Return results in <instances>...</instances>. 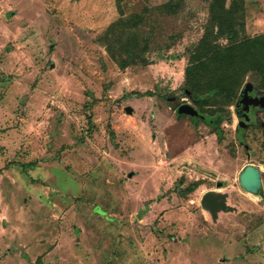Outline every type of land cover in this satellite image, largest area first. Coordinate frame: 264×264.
<instances>
[{
	"label": "rangeland",
	"instance_id": "1",
	"mask_svg": "<svg viewBox=\"0 0 264 264\" xmlns=\"http://www.w3.org/2000/svg\"><path fill=\"white\" fill-rule=\"evenodd\" d=\"M210 1L0 0V264H264V202L239 181L264 182V112L243 130L236 110L259 76L221 137L176 111ZM244 3L241 36L264 34V0ZM131 15L147 61L122 68L100 38ZM211 190L233 209L216 220Z\"/></svg>",
	"mask_w": 264,
	"mask_h": 264
},
{
	"label": "trees",
	"instance_id": "2",
	"mask_svg": "<svg viewBox=\"0 0 264 264\" xmlns=\"http://www.w3.org/2000/svg\"><path fill=\"white\" fill-rule=\"evenodd\" d=\"M121 4L124 0H116ZM211 0L207 26L203 37L190 52V65L186 69L187 89L192 93L200 114L222 136L221 125L225 107L232 105L249 73L259 76V86L264 89V34L241 36L244 30V0ZM176 4V3H175ZM174 3L167 6L174 7ZM138 15L118 20L108 27L101 41L108 54L120 67L127 68L147 61V45H141L131 30ZM137 25V24H136ZM225 39L226 43H220ZM149 93V92H147ZM146 93V94H147ZM215 103L210 109L204 105ZM199 183L189 187L194 190Z\"/></svg>",
	"mask_w": 264,
	"mask_h": 264
},
{
	"label": "water",
	"instance_id": "3",
	"mask_svg": "<svg viewBox=\"0 0 264 264\" xmlns=\"http://www.w3.org/2000/svg\"><path fill=\"white\" fill-rule=\"evenodd\" d=\"M53 50V46L51 47ZM52 66H54L52 64ZM246 89L242 93L241 97L237 101V114L239 117L245 115L244 111H248L250 107H264V98L251 100L248 97V91L254 87L253 83L248 82L246 85ZM188 95H192L189 90H186ZM128 113H132L133 109L131 107L126 108ZM178 114L186 115L190 117H201L202 119L205 116L201 115L199 110L196 109L192 104L185 103L178 107ZM247 122L243 121L240 123V129H245ZM239 181L241 187L251 195L256 198H259L262 202H264V182H263V171L261 167L256 166L254 164L246 165L241 173L239 174ZM223 183L219 182L218 187H222ZM227 193L216 192L214 190L206 192L201 199V205L204 209L208 210L214 220H216L219 216V212L222 211L227 206Z\"/></svg>",
	"mask_w": 264,
	"mask_h": 264
},
{
	"label": "flooded vegetation",
	"instance_id": "4",
	"mask_svg": "<svg viewBox=\"0 0 264 264\" xmlns=\"http://www.w3.org/2000/svg\"><path fill=\"white\" fill-rule=\"evenodd\" d=\"M246 87V86H245ZM246 89V88H245ZM244 92V91H243ZM242 92V93H243ZM242 93H241V95H242ZM241 95H240V97H241ZM248 97L251 99V100H257V99H263L264 98V90L263 91H260V90H256L254 87L252 88V89H250L249 91H248ZM190 98H191V100L193 101L192 103H190V104H192L196 109H198L197 108V106H196V103H195V100L192 98L193 96L192 95H188ZM172 100H174L176 103L179 101L180 102V100H177V98L176 97H174ZM188 101V102H187ZM186 102H185V100L183 101V102H181L180 104H178V105H176V111H177V109H178V107L180 106V105H182V104H185V103H189V100H187ZM199 110V109H198ZM236 110H237V103H236ZM257 111H261V112H264V107H262V106H258V107H250V109L248 110V111H244L243 113H245V115L244 116H242V117H239V115H238V117L240 118L239 119V125H240V123L241 122H247V124H246V126H245V129L247 128V126L248 125H251V124H256V125H261L262 123L260 122V120L259 119H257V117H256V115H255V113L257 112ZM200 112V111H199ZM188 117H190V116H188ZM193 118H200V117H193ZM262 126L264 127V124H262ZM239 128H240V126H239ZM244 130V129H243ZM228 194V193H227ZM228 199V198H227ZM224 211H228V210H233L232 209V207H230V206H226L224 209H223ZM222 210V211H223Z\"/></svg>",
	"mask_w": 264,
	"mask_h": 264
},
{
	"label": "bare ground",
	"instance_id": "5",
	"mask_svg": "<svg viewBox=\"0 0 264 264\" xmlns=\"http://www.w3.org/2000/svg\"><path fill=\"white\" fill-rule=\"evenodd\" d=\"M254 197V196H253ZM256 199V197H254Z\"/></svg>",
	"mask_w": 264,
	"mask_h": 264
}]
</instances>
